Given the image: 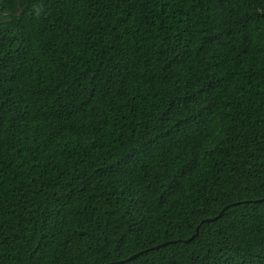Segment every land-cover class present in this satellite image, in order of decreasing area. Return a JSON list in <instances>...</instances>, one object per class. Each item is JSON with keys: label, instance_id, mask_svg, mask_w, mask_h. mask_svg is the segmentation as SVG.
<instances>
[{"label": "trees", "instance_id": "trees-1", "mask_svg": "<svg viewBox=\"0 0 264 264\" xmlns=\"http://www.w3.org/2000/svg\"><path fill=\"white\" fill-rule=\"evenodd\" d=\"M121 261L264 264V0H0V264Z\"/></svg>", "mask_w": 264, "mask_h": 264}, {"label": "water", "instance_id": "water-1", "mask_svg": "<svg viewBox=\"0 0 264 264\" xmlns=\"http://www.w3.org/2000/svg\"><path fill=\"white\" fill-rule=\"evenodd\" d=\"M221 213H222V212H221ZM221 213H219V215L216 216V217H214V218H210V219H206V220H204L203 223H209V222H213V221H215L216 219H218V218L220 217ZM157 248H158V247H157ZM132 258H133V257H132ZM122 263H124V261L117 262V263H112V264H122Z\"/></svg>", "mask_w": 264, "mask_h": 264}, {"label": "clouds", "instance_id": "clouds-1", "mask_svg": "<svg viewBox=\"0 0 264 264\" xmlns=\"http://www.w3.org/2000/svg\"><path fill=\"white\" fill-rule=\"evenodd\" d=\"M37 15H39V10H37Z\"/></svg>", "mask_w": 264, "mask_h": 264}]
</instances>
